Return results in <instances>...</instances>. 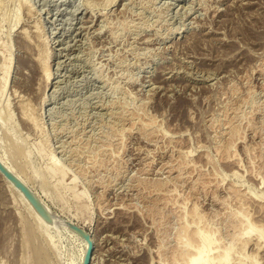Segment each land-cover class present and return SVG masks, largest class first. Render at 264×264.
<instances>
[{"label": "rangeland", "instance_id": "1", "mask_svg": "<svg viewBox=\"0 0 264 264\" xmlns=\"http://www.w3.org/2000/svg\"><path fill=\"white\" fill-rule=\"evenodd\" d=\"M119 112L159 126L151 136L158 146L146 148L154 158L148 165L134 151L142 143L112 126ZM169 129L184 132L179 141L191 158L207 161L194 189L198 210L212 219L207 230L231 234L238 219L264 224L253 206L240 211L224 192L242 188L264 215V0H0V155L56 221L33 219L0 177V264H81L86 239L66 233L68 223L90 236L88 264H154L157 249L167 261L181 247L179 192L157 198L161 216L142 209L138 225L116 224L113 207L109 219L96 203L133 199L131 189L154 170ZM223 135L235 145L225 160L217 150ZM231 159L239 170L224 163ZM217 198L221 207L208 202ZM148 217L165 252L155 247ZM249 250L264 258L260 242Z\"/></svg>", "mask_w": 264, "mask_h": 264}, {"label": "bare ground", "instance_id": "2", "mask_svg": "<svg viewBox=\"0 0 264 264\" xmlns=\"http://www.w3.org/2000/svg\"><path fill=\"white\" fill-rule=\"evenodd\" d=\"M29 10V9H28ZM216 13V12H215ZM91 28V27H90ZM73 39V38H72ZM148 41V40H147ZM47 62V61H46ZM260 63V62H259ZM258 67V66H257ZM261 67V66H260ZM263 69V67H262ZM51 69H49V66H47V64L45 65V68H44V73H45V77L47 79V82L49 81V79L51 78L50 77V71ZM245 73V72H244ZM239 79V78H238ZM47 85V84H46ZM232 85V84H231ZM236 85V84H235ZM230 86V85H229ZM234 88V87H233ZM150 92V91H149ZM231 93V92H230ZM225 95V94H224ZM249 96V95H248ZM148 102V101H147ZM247 103V102H246ZM238 105V104H237ZM140 107V106H139ZM126 108V107H125ZM128 109V108H127ZM140 109V108H139ZM124 110V109H123ZM115 111V110H114ZM146 111V110H145ZM113 112V111H112ZM125 112V111H124ZM114 113V112H113ZM118 113V111H117ZM114 114V115H117ZM141 113V111H140ZM139 113V114H140ZM144 113V112H143ZM121 112H119V116H115L116 118H114V122H115V125H112V126H116L117 127V130L120 132L119 134H122L124 136H129V137H134V138H137L138 141H139V145L142 143V145L140 146H137L136 149L134 151H137L138 154L136 155H139V159H140V162H142V165L144 163H147L148 165V162L150 163L151 162V151H146L147 149L149 148H152V150L154 149L155 145H157L155 143V141L157 140H154L152 139V132L154 131L155 128L159 127L157 125V123L155 124L153 122V120L149 117H143L142 114L141 115H138L137 114H127L125 113V116H122V113L121 115ZM144 115V114H143ZM232 116V115H231ZM114 117V116H113ZM244 118V117H243ZM156 119V118H155ZM234 119V118H233ZM30 120V119H29ZM157 121V120H155ZM229 121V120H228ZM232 121V120H231ZM114 122H112L114 124ZM233 122V121H232ZM261 125V124H260ZM223 126V125H222ZM229 126V125H228ZM237 127V126H236ZM111 128V127H110ZM257 128V127H256ZM255 128V129H256ZM114 131H115V128H113ZM159 129V128H158ZM178 129V128H177ZM111 130V129H110ZM153 130V131H152ZM224 130V129H223ZM240 130V128H239ZM113 130H111V133H116V132H112ZM161 131V130H160ZM163 131V130H162ZM236 130L234 127H229V129H227L226 132H229V133H234ZM110 133V134H111ZM164 133V137L166 139V146L165 148H162V150L164 149V151L157 157L156 159V166L154 168V170L151 172H147V173H144V171L142 173H144L143 177H141V179L139 180V178L137 179V182L139 185L143 186L144 189H151L152 192L148 195L147 194H143V191L140 189L139 185L136 184L137 186L135 187H138L136 190H132V197L130 199L132 200H125V199H122L119 198V202L118 203H106V204H103V202L101 201H98L96 204L98 205V208H99V212L101 213L100 215L102 214H105L103 216H106L107 217V212L109 209H113L114 211V214L112 213L111 211V215L113 216L114 215V221H116V224L117 223H123V222H130L132 219L135 220V222L138 223L141 221L140 220V217H139V214L141 213L140 211L142 210L143 213H145V209L147 208L146 210V214H148V212L151 211V213L153 212H156L154 214H158V211H160L162 208H160L159 210V206L160 204H156L154 203L157 198H160V196L162 195H167V193L170 194L171 193H174L176 192L177 194H179V198H177V208L180 212V210H182L179 214V218L177 217L176 220L178 219L179 220V223L177 221V233H176V236H177V240L179 241L180 244L178 245H181V242H182V239L184 237H187L188 241L192 244V245H197L199 243V238H198V233L202 230L206 231L208 227H206V225L208 224L207 221L208 220H212L211 218L209 219L207 215H205L204 213H202L203 211H200L198 209V205H197V198H196V184H198L199 182L200 183H203L201 182L202 179H203V173L202 171H200L202 169V167H204L205 165H207V161L205 160V157L203 156H200V157H197V158H191V156L189 155V152H187L186 150V145H183L182 142L180 143V138H183L185 136L184 132H180V131H175V130H167ZM221 133V132H220ZM154 134H156L154 132ZM228 135V133H226ZM237 134V133H236ZM108 135V134H107ZM115 135V134H114ZM150 135V136H149ZM231 135V134H229ZM113 136V135H112ZM116 136L117 137H121V136H118V134L116 133ZM116 136H113V138H115ZM222 136V135H220ZM232 136H234V134H232ZM102 137V136H101ZM154 137V135H153ZM157 137V135H156ZM227 137V136H226ZM149 139L148 141H150V143H147V142H144V139ZM215 138V137H214ZM235 138V137H234ZM239 138V137H238ZM146 139V140H147ZM232 139V138H231ZM253 139V138H252ZM118 140V138H117ZM120 140V139H119ZM128 140V139H127ZM160 140V139H159ZM183 140V139H182ZM102 141V140H101ZM100 141V143H101ZM226 141L225 140V136L223 135L222 139H221V144L219 145V143L217 144L218 147H217V150L218 152L220 153V156H221V159L225 160V156L226 154L228 153L229 149L232 148L231 144H229V142H224ZM235 141V140H234ZM118 142V141H117ZM120 142V141H119ZM165 142V140H164ZM163 142V143H164ZM102 143H104L102 141ZM109 143V142H108ZM123 143V142H122ZM162 143V144H163ZM243 143V142H242ZM116 144V143H115ZM121 144V143H120ZM188 144V143H187ZM253 144V143H252ZM231 145V146H230ZM117 146V145H116ZM115 146V147H116ZM158 146V145H157ZM162 146V145H161ZM235 146V145H233ZM97 147V146H96ZM108 147V146H107ZM160 147V146H159ZM242 147L244 148L245 146L242 145ZM103 148V146H102ZM145 148V149H144ZM147 148V149H146ZM246 148V147H245ZM242 149V150H245ZM254 148V147H253ZM112 149V147H111ZM121 149V148H120ZM216 149V148H215ZM113 150V149H112ZM145 150V152H144ZM158 150V149H157ZM231 150V149H230ZM247 151V150H246ZM257 151V150H256ZM102 152V151H101ZM104 152V151H103ZM102 152V153H103ZM118 152V151H117ZM147 152H150L147 154ZM191 152V150H190ZM216 152V151H215ZM97 153V152H96ZM114 153V152H113ZM142 153V155H140ZM207 153V152H206ZM218 153V154H219ZM248 153V152H247ZM250 153V152H249ZM105 154V153H104ZM119 154V153H118ZM113 155V154H112ZM156 155V153H155ZM248 155V154H247ZM19 156V154H18ZM100 156V155H99ZM111 156V155H110ZM228 156V155H227ZM236 156V155H235ZM75 157V156H74ZM233 157V156H232ZM250 157V156H249ZM19 158V157H18ZM117 158V157H116ZM234 158V157H233ZM72 159V158H71ZM74 159V158H73ZM72 161H75L73 160ZM91 159V158H90ZM101 159V158H100ZM138 159V158H137ZM154 159V158H153ZM152 159V160H153ZM207 159V158H206ZM235 159V158H234ZM234 159H231L230 161H224V163L231 167V168H238V163L236 160ZM106 160V159H105ZM233 160V161H232ZM250 160V159H249ZM117 161V160H116ZM0 162L4 165V167L9 170L11 173L14 174V176L19 179L22 183H24L29 189L30 191H32L35 195V190L34 188L32 187V184L30 186V184L28 183L27 179L24 178L22 176V174L16 170L13 165H12V162L10 159H8L6 157V159L0 155ZM18 162V161H17ZM118 162V161H117ZM116 162V163H117ZM139 162V163H140ZM19 163V162H18ZM89 163V162H88ZM95 163V161H94ZM108 163V162H107ZM138 163V164H139ZM209 163V162H208ZM21 164V163H20ZM97 164V163H96ZM102 164V163H101ZM110 164V163H109ZM137 164V165H138ZM153 164V163H152ZM56 164L55 162L53 161L51 166L54 167ZM92 165V164H91ZM116 165V164H115ZM151 165V164H150ZM149 165V166H150ZM94 166H96L94 164ZM101 166V165H100ZM141 166V165H140ZM247 166V165H246ZM16 167V166H15ZM24 168V166H22ZM103 167V166H102ZM117 167V166H116ZM146 167V166H145ZM212 167V166H211ZM120 168V167H119ZM19 169V168H18ZM144 169V168H142ZM23 170V169H22ZM81 170V169H80ZM85 170V169H84ZM96 170V169H95ZM105 170V169H103ZM120 170V169H119ZM150 170V169H149ZM217 170V169H216ZM251 170V169H250ZM24 171V170H23ZM95 172V171H94ZM146 172V171H145ZM208 172V171H207ZM206 172V173H207ZM238 171H234L233 173L236 174ZM249 172V171H248ZM98 173V172H97ZM213 174V173H212ZM142 175V174H141ZM25 176V175H24ZM83 176V175H82ZM0 177L2 178V180L7 184V186L12 189V191L15 193L16 197L19 199V201L26 207V209L28 210V212L30 213V215L33 217V219L37 220L40 224H49L48 222H46L44 220V218L42 217V213L39 215L34 209L33 207L30 205L29 201L26 199V197L24 196V194H22L18 189H16L14 187V185L12 183H10L6 178H4L1 174H0ZM136 177V176H135ZM208 177V176H207ZM207 179V178H206ZM204 180V179H203ZM216 181V180H215ZM93 182V181H92ZM210 182V181H209ZM218 182V181H217ZM216 183V182H215ZM102 185V184H101ZM100 185V186H101ZM208 185V184H207ZM211 185V184H210ZM35 186V185H34ZM106 186V185H105ZM198 186V185H197ZM142 187V188H143ZM198 188V187H197ZM215 188V185L214 187ZM196 191H195V190ZM204 189V188H203ZM199 190V189H198ZM220 190V189H219ZM226 190L227 191H224V192H228L226 195L228 196H231L233 197L234 200H236L238 202V209L240 208V211L243 210L244 208L246 207H254L256 209V212L259 216H264L262 215V205L261 203H259L258 201H255L253 199H250L249 197H247V195L241 191L240 189H237L236 187H233L232 185L228 186V188L226 187ZM195 191V193H194ZM203 191V190H202ZM104 192V191H103ZM179 192V193H178ZM213 192V191H212ZM155 193V194H154ZM208 193V192H207ZM223 195V194H222ZM103 196V195H102ZM220 196V195H219ZM224 196V195H223ZM249 196V195H248ZM251 196V195H250ZM164 197V196H163ZM226 197V196H224ZM224 197L221 196V198L224 199ZM76 199H81L82 196H79L77 195L75 197ZM162 198V197H161ZM200 198V197H199ZM205 198V197H204ZM38 199L40 200L41 204L43 205L44 207V213L45 214H48L50 216V220L51 222L50 223H56V221L54 220V216L51 214L50 212V209L49 207L46 205L45 202H43L40 197L38 196ZM98 199V198H97ZM174 199V198H173ZM229 199V198H228ZM232 199V200H233ZM100 200V199H99ZM176 200V199H175ZM220 200V199H219ZM118 201V200H117ZM160 202V201H159ZM162 202V200H161ZM166 202V201H165ZM176 202V201H175ZM208 202H211L212 204H215L217 205V207H221V204H220V201H218V198L217 200L216 199H210V201ZM223 202V201H222ZM201 203V202H200ZM225 204V203H223ZM237 204V203H236ZM159 205V206H158ZM171 206V205H170ZM237 206V205H236ZM213 207V206H212ZM225 207V206H224ZM165 208V207H164ZM216 208V207H215ZM217 209V208H216ZM254 209V210H255ZM177 210V209H176ZM177 210V211H178ZM224 210V209H223ZM247 210V209H246ZM185 211V212H184ZM248 211V210H247ZM110 212V211H109ZM140 212V213H139ZM168 212V211H167ZM184 212V213H183ZM243 212V211H242ZM160 213V212H159ZM163 213V212H162ZM241 213V212H239ZM109 214V213H108ZM145 214V216H146ZM154 214H153V217H154ZM213 214V213H212ZM242 214V213H241ZM142 215V214H141ZM160 215V214H158ZM219 215V214H218ZM229 215V214H227ZM102 216V217H103ZM110 216V215H109ZM112 216H110L112 218ZM143 216V215H142ZM149 216V215H147ZM161 216V215H160ZM163 216V215H162ZM175 216V215H174ZM234 216V213L233 215ZM110 217H107L110 219ZM144 217V216H143ZM152 217V214H151V218L153 219ZM157 217V216H156ZM184 217V218H183ZM214 217V216H213ZM228 217V216H227ZM106 218V219H107ZM146 218V217H144ZM155 218V217H154ZM230 218V217H229ZM233 218V217H232ZM231 218V219H232ZM238 218V217H237ZM241 218V217H239ZM149 219V217H148ZM147 219V220H148ZM167 219V218H166ZM184 219V220H183ZM264 219V218H263ZM175 220V219H174ZM214 220V219H213ZM234 220V219H233ZM240 219H238V222ZM161 221V220H160ZM168 221V220H167ZM215 221V220H214ZM230 221V220H229ZM132 222V221H131ZM134 222V223H135ZM144 222V221H143ZM220 222V221H219ZM237 222V224H239ZM112 223V222H111ZM135 223V224H136ZM148 223V230H150V232L152 233V240H154L157 248H161L162 246L160 245V243L158 242V238H157V232H156V227H155V222L154 220L149 221L147 222ZM158 223V222H157ZM176 223V222H174ZM207 223V224H206ZM213 223V222H212ZM227 223V222H226ZM234 223L236 224L235 220H234ZM124 224V223H123ZM159 224V223H158ZM210 224V223H209ZM208 224V225H209ZM218 224V223H217ZM216 224V225H217ZM228 224V223H227ZM52 225H55V224H52ZM65 225V228L64 230L66 231V233H69L70 235L78 238V239H81L80 237H82L80 234H77L79 235L80 237H78L77 235H75L74 233H72L70 230V227L71 226L69 223L68 224H64ZM126 225V224H125ZM140 225V224H139ZM147 225V224H146ZM157 225V224H156ZM169 225V224H168ZM223 225V224H222ZM230 225V224H229ZM118 226V225H117ZM123 225L121 224V227ZM136 226V225H135ZM144 226V225H142ZM226 226V225H225ZM237 226V225H236ZM236 226H234L236 228ZM239 226V225H238ZM126 228V227H124ZM137 228V227H136ZM160 228V227H159ZM227 228V227H226ZM141 229V228H140ZM174 229V228H173ZM220 229V228H219ZM230 229V228H229ZM233 229V227L231 228ZM158 230V229H157ZM163 230V229H162ZM26 231H28L26 229ZM126 231V229H125ZM142 231V229H141ZM228 231V229H227ZM226 231V232H227ZM30 232V231H29ZM58 232V231H57ZM175 232V231H174ZM221 232V231H220ZM233 232V231H232ZM140 233V232H139ZM159 233V232H158ZM168 233V232H167ZM229 233V232H228ZM227 233V234H228ZM112 234V233H111ZM126 234V233H125ZM222 235H227L226 233H221ZM230 234V233H229ZM143 235V233H142ZM161 235V234H160ZM158 234V237L160 236ZM173 235V234H172ZM131 236V235H130ZM136 236V235H135ZM164 236V235H163ZM111 237V236H110ZM147 237V236H146ZM84 238V237H82ZM112 239H114L113 237H111ZM161 238V237H160ZM85 239V238H84ZM111 239V240H112ZM87 240V239H86ZM86 240H83L82 241L84 242V253H83V257H82V262L84 261V257H85V254H86V251H87V248H88V242ZM162 238L160 239L162 245H163V242H162ZM164 241V240H163ZM151 243V242H150ZM167 243V242H166ZM172 243V242H171ZM177 243V242H176ZM175 243V244H176ZM154 244V243H153ZM177 245V246H178ZM161 246V247H159ZM165 246V245H164ZM163 246V247H164ZM166 248V247H165ZM172 249V248H171ZM160 250V249H159ZM155 250L156 254H157V258L158 260H154V264H180V261L182 260V258L185 256V253H186V249H184L182 246L179 247V248H174L172 251H169V254L168 256H170L168 258L167 256V261H163L161 259V257H163L162 255H159L158 251ZM162 251H164L162 248H161ZM153 251V250H152ZM151 252V251H150ZM165 252V251H164ZM171 252V253H170ZM168 253V252H166ZM160 254H165V253H160ZM187 254L188 255H192L193 253H191L190 251H187ZM155 255V254H154ZM161 256V257H160ZM166 256V254H165ZM156 257V255H155ZM94 258V257H93ZM156 258V259H157ZM166 258V257H165ZM162 260V261H161ZM165 260V259H164ZM81 262V264H82ZM92 264V263H91Z\"/></svg>", "mask_w": 264, "mask_h": 264}, {"label": "clouds", "instance_id": "3", "mask_svg": "<svg viewBox=\"0 0 264 264\" xmlns=\"http://www.w3.org/2000/svg\"><path fill=\"white\" fill-rule=\"evenodd\" d=\"M198 238L197 245H192L187 237L182 239L181 246L193 254L186 251L180 264H264L258 252L249 250L254 240L264 245V224L241 220L229 235L210 229L200 231Z\"/></svg>", "mask_w": 264, "mask_h": 264}, {"label": "water", "instance_id": "4", "mask_svg": "<svg viewBox=\"0 0 264 264\" xmlns=\"http://www.w3.org/2000/svg\"><path fill=\"white\" fill-rule=\"evenodd\" d=\"M0 174L4 178H6L10 183H12L16 189H18L22 194H24V196L29 201V203L33 207V209L38 214L42 213V217L44 218V220L46 222H48V223L51 222L50 216L48 214L44 213L45 209H44L43 205L41 204L40 200L38 199V197L36 195H34V193L32 191H30V189L24 183H22L19 179H17L13 173H11L9 170H7L1 162H0ZM69 227L72 231H74L77 234H80L82 237L87 239V241L89 243V247H88V250L85 254L83 264H88L89 260H90L91 251H92V242H91L89 234L86 233L84 230H82V229H80V228H78L72 224Z\"/></svg>", "mask_w": 264, "mask_h": 264}]
</instances>
